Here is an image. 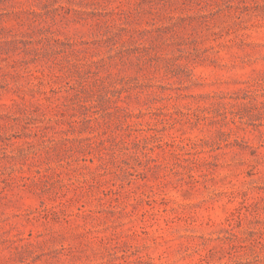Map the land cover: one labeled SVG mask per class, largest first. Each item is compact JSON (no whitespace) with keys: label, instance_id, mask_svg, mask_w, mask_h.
Segmentation results:
<instances>
[{"label":"rangeland","instance_id":"rangeland-1","mask_svg":"<svg viewBox=\"0 0 264 264\" xmlns=\"http://www.w3.org/2000/svg\"><path fill=\"white\" fill-rule=\"evenodd\" d=\"M0 264H264V0H0Z\"/></svg>","mask_w":264,"mask_h":264}]
</instances>
